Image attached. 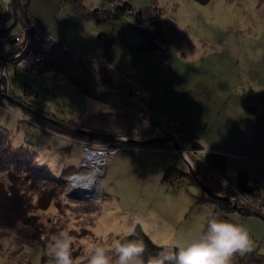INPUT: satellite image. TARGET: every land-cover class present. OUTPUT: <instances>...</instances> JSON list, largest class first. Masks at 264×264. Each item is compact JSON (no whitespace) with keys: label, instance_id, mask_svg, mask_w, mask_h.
<instances>
[{"label":"rangeland","instance_id":"obj_1","mask_svg":"<svg viewBox=\"0 0 264 264\" xmlns=\"http://www.w3.org/2000/svg\"><path fill=\"white\" fill-rule=\"evenodd\" d=\"M24 1H28L42 20L47 16L49 19L54 17L50 11L56 4L55 0H43L50 2L46 8L40 0ZM129 1L135 8L150 3V0ZM5 2L6 5L0 1V24L7 15H13L22 22L16 2ZM152 2L166 11L170 31L168 47L164 50L150 49L155 46L132 28V17L128 14L114 21H89L85 25L91 29L85 26L81 33L84 55L63 43L75 52L74 57L64 59L55 70L52 68L50 71H53L43 72L38 77L31 75V69L27 72L30 74L20 70L26 67L15 60L19 55L12 53V49L15 51L14 43L18 41L20 44L19 40L23 39L21 34L24 30L22 27L18 29L19 24L12 32L15 40L9 39L8 43L0 45V56L5 55L0 57V95L4 104V108L0 107V126L8 131L14 146L24 145L36 153L38 164L48 168L49 176L58 178L65 168H75L65 177L67 198L56 195L46 210L33 211L37 216V226L23 225L18 221L13 229L0 227V264H53L47 254V245L53 235L63 231L74 237L72 254L76 264H88L94 247L98 245L104 246L115 259L113 242L129 235L137 225L158 246H187L205 230L211 216L243 225L253 241L252 250L264 255V220L253 215L244 216L238 210L229 212L217 203L208 205L206 197L209 196L198 183L200 180L194 166L195 157L203 159L204 153L198 148L187 150L186 141L179 139L185 136V132H190L192 134L187 135L196 138L210 152L220 150L227 154L226 177L229 182L234 181L237 171H245L251 180L264 177V1ZM83 4L91 10L107 9L102 0H83ZM59 29L66 34L75 33L71 23L60 25ZM100 32L111 39L110 57L105 55L103 40L97 37ZM146 45L147 50H143ZM162 54L167 56L165 64L159 61ZM97 55L99 57L95 58ZM70 61H78L69 68L73 70L74 77L86 83L85 86L79 84L83 89L76 91L78 85L74 81L55 76L61 64ZM102 74L107 78L103 79ZM45 78L59 79L56 82L72 94L65 90H61L63 94L55 93L61 88L47 83ZM27 86L33 88L36 95L26 92ZM135 89L140 92L135 94ZM144 90L146 94L142 95ZM128 91L139 103L146 101V106L140 104L142 110L138 116L151 121L155 117L161 124L180 130L182 135L171 132L175 135L171 140L181 148L175 149L176 152L171 150V160L185 173L190 171V166L196 183L183 174L168 188L161 182L163 171H157L163 159L135 151L155 152L160 149L138 145L118 148L126 139L137 141L131 143L128 140L130 144L150 139L145 134L128 136L122 132L113 135L119 140L113 141L110 147L107 145L110 151L106 156L97 144H81L33 123L26 124L30 114L19 104L22 100L59 117L63 114L76 117L85 108L90 111L98 106L88 102L82 94L89 93V97L99 95L104 102L120 106L122 102L114 103L116 95L127 96ZM12 94L17 98L13 99ZM128 99L133 102L132 98ZM57 100L63 104L60 108L63 113L56 105ZM76 129L106 134L79 126ZM87 145L108 160L100 177L101 185L99 183L84 196L76 193L67 179L85 167L86 154L92 150L84 148ZM0 183V195H3L10 183L4 179ZM8 198L3 196L0 199L8 202L14 211L11 213L15 214L14 204ZM78 200L96 207L90 213L77 212L76 206L83 204L75 203ZM225 201L231 202L234 209L235 199L228 197ZM251 202L249 200L241 208L253 210L251 206L256 205Z\"/></svg>","mask_w":264,"mask_h":264},{"label":"trees","instance_id":"obj_2","mask_svg":"<svg viewBox=\"0 0 264 264\" xmlns=\"http://www.w3.org/2000/svg\"><path fill=\"white\" fill-rule=\"evenodd\" d=\"M14 1L20 9L22 20L25 23L31 24L38 22V20L29 12L27 3L23 4L20 2V0ZM152 1L153 0H150V3L146 4L145 6L135 8L129 0H102L103 4H107V9L95 8L91 10L87 8L85 4H83V0H62L63 4L68 7L69 11L77 20H94L96 23H100L114 21L121 16L128 14L132 17V28L138 32H141L145 36L146 40L155 46H152V48L150 49L155 50L157 48H160L161 50H164L168 47L169 42L168 34L170 30L168 27V19L165 17V9L157 6V4ZM195 1L205 4L209 0ZM111 3L115 5V8H112L110 6ZM17 24H19L18 28L21 26L19 22H15L12 29H10L9 31H5L2 30V21V23L0 24V36L2 38H5L9 34L8 32L14 30ZM42 30L45 31L44 29ZM49 35L52 36L51 34ZM52 37L55 38L54 36ZM97 37L103 40L104 52L107 56L110 51L111 39L103 32L98 33ZM55 39L58 40L57 38ZM8 42L9 39L0 41V45L2 43ZM0 57L4 58L5 55ZM159 61L162 62V64H165V61H167V56L162 54ZM55 67H52L53 70H55ZM51 71L50 69H45L44 71L40 72V74H36L35 72H33L31 75H35V77H38L41 76L43 72ZM24 73L30 74L27 72ZM77 85L78 87L75 88L76 91L82 88L79 84ZM25 90L26 92H30L33 95H36V91L29 86H27ZM129 94L131 93L128 91V95ZM12 97L13 99L17 98L13 94ZM1 98H3V96L0 95V107L4 108V104L1 102ZM136 101L138 102V100ZM19 104L24 107L25 111L29 112L30 114L27 118L29 121H25L26 124L33 123L39 127L64 136L65 138L81 142V144H84L83 142H90L89 144L94 143L98 146L104 144L109 145V147L113 144V142L95 140L90 137L84 136L72 129L57 126L56 124L45 118V116H47L71 128H78V123L74 116L66 117L63 114L61 115V117H59L53 112H49L41 108V106L35 107L22 100L19 101ZM144 104L146 106V101L144 102ZM56 105L59 106V111L63 113V110L60 109L63 105L60 103V100L56 101ZM35 112L40 113L41 115H38ZM24 117L26 118L25 115ZM172 135L175 136L174 134L165 133L164 130L157 126V128H155L154 132L151 134L150 139H171ZM179 139L180 141H186V149L196 150L198 148L203 151L204 158L201 159L199 157H195L194 166L196 168L195 171L197 173L196 175L198 179L205 185L206 188L210 190V192L217 196L219 195L223 197L234 198L236 201V206L240 208L242 206L245 207V203L249 200L253 201L251 203H254L256 206H251L253 208V210H251L252 213H240L244 216L253 215L264 220V212H262L264 211V177L253 178L251 180L250 176L245 171H237L234 181L229 182L226 177V168L228 162L227 154L210 152L208 149H205L196 138H193L187 134H185V136H180ZM130 145H138V147L143 146L149 149H170L172 151H175V148L173 146L159 141L150 142L148 144H130L128 142H125L123 143V145H121V147L118 148H122V146L129 147ZM74 169V167L65 168L58 178L49 176L48 168L45 165L38 164L36 153L30 151L29 148L24 145L14 146L11 142L8 131L0 126V182L4 179L10 183L8 191H6L5 194L3 193V195H0V198L3 196L9 197L8 200H10L12 204H14L13 209L15 210V214H12L11 212L14 213V211L10 208L8 202H4V200L0 199V227L5 229H7V227L9 229H13L18 221L23 222V225L33 224L34 226H37V222L35 221L37 216L33 214V211L46 210L51 205L52 199L56 195H63L67 198V182L65 180V177L69 175ZM183 174L188 175V178L192 182L196 183V178L190 172L185 173L181 171L179 168H177V165L175 163L166 166L161 176V182L165 183L168 188H171L174 183L180 180ZM0 186H2L1 183ZM208 196L209 197H206L208 205L217 203L221 208L229 212L236 210L233 209V205H231V202L225 201L221 197H214L210 194H208ZM258 198H260V200H258ZM79 202H82L83 204L82 206H76L77 212L90 213L96 207L95 204H85L83 201L79 200L75 203ZM33 219L34 221L31 222ZM127 240H143L148 249V252L153 255H155L163 247H165L154 244L143 232L140 225H137L129 235L120 239V241L122 242ZM231 264H264V255L259 253L257 250H251L250 252L244 254L238 253L233 257Z\"/></svg>","mask_w":264,"mask_h":264},{"label":"clouds","instance_id":"obj_3","mask_svg":"<svg viewBox=\"0 0 264 264\" xmlns=\"http://www.w3.org/2000/svg\"><path fill=\"white\" fill-rule=\"evenodd\" d=\"M73 240L67 231L51 237L47 254L53 264H76L72 254ZM252 247L253 241L243 225L211 216L206 230L187 246H165L153 255L143 240L122 242L117 239L113 242L115 259L104 246L98 245L88 264H231L236 254L250 252Z\"/></svg>","mask_w":264,"mask_h":264},{"label":"crops","instance_id":"obj_4","mask_svg":"<svg viewBox=\"0 0 264 264\" xmlns=\"http://www.w3.org/2000/svg\"><path fill=\"white\" fill-rule=\"evenodd\" d=\"M40 1L43 3L44 8L48 7L50 4L49 1L48 2H43V0H40ZM55 1H56V4H54V8L50 11V12L54 13V17L52 19H49V16H47L46 20H44V19L42 20V17L39 14H37L35 11L33 12L32 8L29 6L28 1L25 2L24 0H20L21 3H23V4L27 3L28 4L29 12L32 14V16H34L38 20L37 23L39 24V26L42 27V29H44L49 34H51L52 36L57 38L60 42L67 44L68 46L72 47V49H74L76 51H79L80 55H82V54L84 55V53H83L84 45L82 43L83 39H82L81 33L83 32V28L85 26H88V28L91 29V27L89 25H85V24H88L89 21L91 22V20H77L72 15V13L69 11V9H67V6L63 4L62 0H55ZM37 2H39V0H37ZM35 6H36V4H35ZM83 21H88V22H83ZM69 23H71V27L73 28L75 33L71 32L69 34H66V32H63L59 29L60 25H67ZM77 29H78V32H77ZM66 36L69 38H72V39H69ZM94 43H96V42H94ZM111 44H112V42H111ZM110 48H111V46H110ZM142 49L147 50V45L145 48H142ZM110 55H111V50L109 51L107 57H110ZM98 57H99V55H97L95 58H98ZM76 62H78V61H73V62L70 61L67 63L63 62V64H61V67H59L56 70L58 72H56L55 76L59 75V79H62V77H68L69 79L74 81V83L81 84V85L85 86L86 83H84L82 80L74 77L73 76L74 73H72L73 70H71V68H69L72 65L74 66L76 64ZM78 64H80V63H78ZM105 77L107 78V75L102 74V78L105 79ZM59 79L54 81L50 78H45V81L47 83H52V85H57V86H59V88H61V89H57V92H55V93L63 94L61 90H65L69 94H72V92L70 90L64 88L61 84H58L56 82ZM115 84L113 85V87L116 86ZM47 89H49L51 91L50 87H48ZM52 93H53V91H52ZM141 93H142V95H144L145 90ZM89 95H90L89 93H87V95L82 94V97L84 96L83 98H87L88 102L89 101L94 102V105H98V106H95V109L90 110V111L87 108H85L84 111L86 109L88 111V112H85L86 114H84V111H83V112H81V114L79 113V114H77L76 117H74L78 123V126L81 128L96 130V131H100V132L110 134V135H116L117 133L125 132V134H128V136H135V135H137L136 133H138V134H145V135L150 137L151 134L154 132L155 128H157V126H159L162 130L165 131V133L171 134V132L174 131L176 134H180V130L178 128L173 127L171 129L170 127H168L167 124H164V125L161 124L160 120L157 121L156 118L154 117V115H153V117L155 119L154 120L155 122L138 116V114H139L138 112H140L141 106L136 101V99L131 97L132 96L131 94H129L127 96H122L120 94L116 95L114 103L115 102H122V104H120V106H118L116 104H109V103L104 102L103 99L99 95L98 96L96 95L94 97H89ZM128 98H132L131 100H133V102L128 101L129 100ZM101 106H102V108H100ZM181 133H183V132H181ZM184 134H192V133L185 132ZM180 135H182V134H180ZM201 145L203 146L202 143H201ZM150 149H152V148H150ZM153 150H155V149H153ZM135 151H143L148 156H157L158 158L163 159L162 165L158 166V170H157L158 173H159V171H164L166 166L175 163V162H172V160H171V159H173V154H172L170 149L169 150L160 149V150H156L155 152H150L149 150H144V149L143 150L138 149ZM219 151L220 150H213L211 152L221 153ZM158 173H157V176H158Z\"/></svg>","mask_w":264,"mask_h":264},{"label":"built area","instance_id":"obj_5","mask_svg":"<svg viewBox=\"0 0 264 264\" xmlns=\"http://www.w3.org/2000/svg\"><path fill=\"white\" fill-rule=\"evenodd\" d=\"M0 1H3L4 5H6L5 0ZM110 6L113 7L114 4L111 3ZM5 8L6 7H4V10ZM15 22L19 21L13 17V15H7L4 17L2 30L9 31ZM19 23L21 26L18 29H21L22 27L24 30V33L21 34L23 35V39L22 41L19 40L20 44H18V41L17 43H14L13 47L15 48V51L12 49V53L20 56H18L15 60L18 59V61L23 63L22 67H26L22 69L20 68L23 72H29L28 69H31L32 73H36L37 71L42 72L45 69H51L52 67L58 66V64H60L64 59L74 57V51L70 50L66 45L50 36L47 32L43 31L37 23L27 24L23 20ZM12 32L13 30L8 32L9 34L5 38L0 36V41H4L6 39L15 40ZM134 92L135 94H138L140 91L135 89ZM140 104L144 105L143 100L140 101ZM99 147L100 151L107 156L110 148L104 144L99 145ZM84 148L92 149V147L88 145ZM107 160L108 157H105L106 162Z\"/></svg>","mask_w":264,"mask_h":264},{"label":"bare ground","instance_id":"obj_6","mask_svg":"<svg viewBox=\"0 0 264 264\" xmlns=\"http://www.w3.org/2000/svg\"><path fill=\"white\" fill-rule=\"evenodd\" d=\"M105 162V157L94 151L93 148L90 152H87L86 159L83 162L85 167L77 175L68 177V182L73 190L77 191L78 194L81 193L87 196L94 188L99 186V183L101 185L100 177L102 178Z\"/></svg>","mask_w":264,"mask_h":264},{"label":"water","instance_id":"obj_7","mask_svg":"<svg viewBox=\"0 0 264 264\" xmlns=\"http://www.w3.org/2000/svg\"><path fill=\"white\" fill-rule=\"evenodd\" d=\"M6 97L8 98L9 96H6ZM35 113L38 114V115H41L40 113H37V112H35ZM45 118H47L48 120H50L51 122H53L57 126L65 127V128H68V129H72V130L77 131L78 133H80V134H82L84 136L90 137V138L95 139V140L104 141V142H113L115 140L116 141L119 140L118 138L116 139L115 136L110 135V134H99V133H94V132H90V131L79 130V129H76V128H71V127H69V126H67V125H65V124H63V123H61V122H59L57 120H54V119H52L50 117L45 116ZM128 140L131 143L132 142H137V141L132 140V139H126L125 141L124 140H122V141L127 142ZM153 140H155V141L157 140L159 142H167V143H171V144L173 143L172 145L174 146V148L176 150L177 149H180L181 150L180 147H177V145L174 144V141L173 140H171V139L167 140L166 138L165 139H163V138H160V139H148V140H143V141H139V142H142L144 144H148L149 142H151ZM189 170H190L189 172L195 177L194 172L191 170V167L190 166H189ZM198 182L201 184L202 188L204 189V191L207 194H210V195H212L214 197H221L224 200H228V197H223V196H219V195L217 196V195L213 194L212 192H210V190L208 188H206L205 185L201 181H198ZM234 209H236V210H238L239 212H242V213L243 212L252 213L251 211H248L246 209L237 207L235 204H234Z\"/></svg>","mask_w":264,"mask_h":264}]
</instances>
